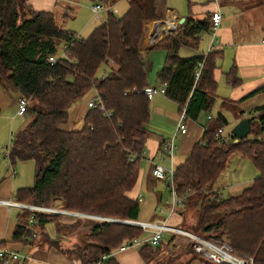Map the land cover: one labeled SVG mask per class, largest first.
I'll return each instance as SVG.
<instances>
[{"label": "trees", "instance_id": "trees-1", "mask_svg": "<svg viewBox=\"0 0 264 264\" xmlns=\"http://www.w3.org/2000/svg\"><path fill=\"white\" fill-rule=\"evenodd\" d=\"M92 1L111 5L118 0ZM125 1L127 8L121 17L109 12L103 23L82 38L58 26L55 13L34 11L28 0H0V88L6 93L16 91L30 101L24 114L28 120L16 132L8 156L32 159L36 166L34 184L18 189L17 201L58 204L63 210L137 221L140 202L129 192L137 183L139 153L149 133L145 125L150 99L143 88L147 84V55L154 49L166 50L157 80L165 86L168 98L180 108L185 106L186 118L195 121L210 110L215 99L217 58L210 50L205 56L181 57L178 53L181 46L198 44L201 33L210 30L209 17L186 18L172 35L150 45L145 40V26L164 18L166 0ZM59 44L64 47L62 57L57 56ZM50 56H56V62L51 63ZM200 63L203 67L196 80ZM102 65L110 71L99 78ZM91 91L111 114L106 116L91 107L80 129H65L71 106ZM250 118L249 135L234 142L231 134L232 141L227 144L215 138L218 128L227 125L223 115L209 120L212 124L176 167L175 186L185 206L195 210V225L189 231L224 240L236 254L264 264V104L256 107ZM234 152L252 160L259 175L239 195L221 198L214 184ZM29 214L22 211L18 216L12 234L15 242L30 244L36 237L34 227L49 222L61 232L57 219L61 214L37 212L33 226L28 225ZM140 235L141 229L135 225L102 221L89 230L87 245L70 255L74 253L81 264H95L102 255ZM176 239L175 235L169 239L167 245L172 250L162 264H188L196 259H173V251L177 258L189 250L195 253L192 241L184 245ZM145 248L142 256L147 263L156 264L157 259L145 254ZM102 264L118 263L108 257Z\"/></svg>", "mask_w": 264, "mask_h": 264}, {"label": "crops", "instance_id": "crops-1", "mask_svg": "<svg viewBox=\"0 0 264 264\" xmlns=\"http://www.w3.org/2000/svg\"><path fill=\"white\" fill-rule=\"evenodd\" d=\"M59 1L60 0H28V4L34 11H51L55 13L56 8L63 7ZM63 1L70 5V7H63V13L65 16H74L77 11L76 7L79 0ZM90 1L91 3L95 2L92 0ZM119 1L120 0L111 4V6H115ZM234 2V0H221L219 3L216 1V4H206V2L200 3L198 0H190L188 2V11L181 8L179 9V6L174 4L170 5L167 2L166 14L164 18L161 19V23L159 25L157 24L156 26H152L151 23L153 22H148L145 26V40L148 44L153 45L164 35V33L172 34L177 28H179L182 18H194L193 14L195 12L212 13L216 10L220 11L222 15L221 23L215 31V40L213 45H209L210 47L208 51L210 50L215 55V58H217V67L214 72V78L216 80L214 90L215 99L210 107V110L217 99H220L219 106L222 111L219 109L213 114H207V111H204L205 113L202 112L195 121L186 118L187 132L184 134L180 132L175 133L180 113V106L177 102L168 98L166 94L156 95L153 97L157 99L152 109L150 107L151 115H154L156 120L163 122L161 125L162 128H152V130L148 129V136L144 142L141 153H139V177L137 183L129 192L130 197L137 198L140 202V211L137 218V221L139 222H159L166 220L161 217V214L167 212L169 215L168 220L174 224L179 220L176 214H178L181 218L184 214V210L186 209L185 204L182 202L181 205H176L173 208V213H171V188L167 184L168 180L166 178L158 179L152 175V168L154 165L159 164L165 169L173 168L176 171V167H178L185 160V158L190 154L194 144L202 137L204 129L212 124L211 121L215 120L219 113L223 115L228 123L227 117L223 113V109L226 110V108L231 105L230 103H232V101H241V103L250 102V104L246 105V107L252 106L254 108L264 104L262 103L263 97L260 95V91H257L264 87V23L262 24V20H264V7L250 5V7L245 9L242 14L238 15V12L235 11L233 6H225L226 4ZM192 11L194 12L192 13ZM255 12L257 14L258 23L254 20L255 17L249 16ZM232 14L234 15L233 18ZM228 15H231V17L227 18ZM231 18L232 20H230ZM103 22L101 21L100 23ZM170 29L173 31L169 32ZM201 38L202 37L200 35L199 42L195 47H190L195 50H200L199 53L195 51L197 54L205 55L208 52H204V50L207 49V45L205 49H203L201 45L203 38L202 40ZM216 40L217 46L215 45ZM163 50L166 53V50ZM150 55L151 52L147 55L146 85H160L157 80V73L162 68L166 57L164 58V55H162V60H160V62L158 60V63L155 64V59L153 58L154 55ZM227 62L228 64H226ZM223 76L224 82L227 85L226 87L221 86ZM229 76H231V81ZM89 94L86 96L87 98L91 96ZM17 96L18 93L16 91L6 93L0 88V113L6 109L9 110L18 106ZM152 99H150V101ZM84 100L85 98L80 101H76V103L71 106L69 110V122L66 124L65 129H70L68 128L70 126L69 123L72 122L70 119L83 118L86 111H88L89 108ZM201 115L204 117V121L202 122H200ZM208 116L211 117V121L207 118ZM251 116L252 114H248V112L244 110L240 117L236 116L237 122L243 118ZM13 117L12 115L9 116V129H12V131L13 122L16 119ZM6 123L7 119L4 118V124L2 125L4 128L6 127ZM174 133L175 143L177 145V139L179 137V141L181 143L180 148L182 149L180 154L184 155L183 160L178 165L174 164V156L170 159L164 153L162 148L163 141L172 137ZM177 151H179V145H177L176 152ZM8 155L9 151L1 149L0 145V201H17L15 199L16 191L20 188L31 187L34 184L35 166L32 182V177L27 178L24 174V170L27 168V165L25 164L29 160H12ZM245 187L247 188L249 186ZM166 192L170 193V198L167 197ZM20 213H22L20 208L0 202V247L15 249L16 251L22 253L24 260L26 259L25 261L19 262L18 258L17 260H14L15 262L12 261L14 262L13 264H47V262L50 264L79 263L77 260H72L69 256L62 254L53 248L44 250L38 248H27V243H24L23 246L19 245L22 242H15L12 239V234L17 225ZM54 231L55 233L52 237L56 235L59 236V238L62 237L60 236V233L56 232L55 227ZM143 234H145V236L141 238L140 235L139 238L145 239L149 235V233H146L145 231ZM174 235L181 236L178 234H172L171 236ZM58 240L60 244V239ZM65 240L64 241L70 246L77 244L75 237L73 236L68 240ZM145 246L150 249L155 248L149 245H142L131 247L124 252L114 250L110 257L118 264H145V261L140 253V248L142 249Z\"/></svg>", "mask_w": 264, "mask_h": 264}, {"label": "rangeland", "instance_id": "rangeland-1", "mask_svg": "<svg viewBox=\"0 0 264 264\" xmlns=\"http://www.w3.org/2000/svg\"><path fill=\"white\" fill-rule=\"evenodd\" d=\"M189 1L190 0H166V5L168 2L170 5L174 4V5L179 6V9L181 8V9L188 11V2ZM198 1L200 3L206 2V4H210V3L216 4V1L219 3L221 0H198ZM234 1H235L234 3L226 4L225 6H230V5L233 6L235 8V11L238 12V15L242 14V12H244L245 9L250 7V5L264 7L263 0H234ZM59 3L63 7H70V5L63 0H60ZM92 4L93 3H91L90 0H79L77 7H76V9H77L76 14L72 17L65 16V14L63 13V7L62 8H56V11H55V15H56V19H57L56 23L61 28L66 29L70 32H73V33L81 36L82 38H86L95 26H97L101 21L103 22L106 20L109 12L113 13L115 15V17H121L127 8V2L125 0H120L115 6L113 5L112 7H109V9H110L109 12H108V10L105 9L104 11H102L98 15L99 18H97L91 10ZM114 8L117 9V12H114ZM193 12L194 11H192V13ZM207 16L209 17V19H211V13H209V12H207V13L206 12H202V13L197 12L196 13L195 12L193 14V17L195 19H199V20H202V19L206 18ZM249 16L255 17L254 20H256V22L258 23L256 12L249 15ZM229 17H231V15H228L227 18H229ZM233 17H234V15L232 14V18ZM232 18L230 20H232ZM160 21L161 20L151 21V22H153L151 24H152V26H154V25L156 26L157 24L159 25L161 23ZM263 23H264V20H262V24ZM214 32H215V30L210 27V31L203 32L201 34V37L203 38V42L201 43L203 49H205V47L207 45V49L204 50V52L208 51V49L210 47L209 45H213V42L215 40ZM145 35H146V32H145ZM169 35H172V34L164 33V35L161 38H163L164 36H169ZM161 38L159 40H161ZM202 38H201V40H202ZM199 45H200V43H199ZM215 45L217 46V40L215 42ZM195 51L198 53L200 52V50L192 49L190 46H181L178 53H179V56H181V57H188V56L194 55L196 53ZM62 55H63L62 44H59L57 47V56L62 57ZM151 55H154L153 58L155 59V64L158 63V60H159V62H160V60H162V55H164V58L166 57V53L163 49H154L151 51ZM164 61H165V59H164ZM226 64H228V62ZM163 65H164V63H163ZM109 71H110L109 66L102 65L100 67V69L98 70L97 76L99 78H102L104 75H107V73ZM221 86H225V87L227 86L224 82V76L222 77ZM260 95L263 97L262 103H264V91H261ZM19 96H21V95L18 94L17 97H19ZM156 99L157 98H153L149 102V111H150V107L152 109V107L156 103ZM27 101L30 105V101L29 100H27ZM84 101L87 102V97L85 98ZM219 102H220V99H217V101L215 102V104L213 105L211 110L207 111L206 113L207 114L216 113L220 109ZM230 104L231 105H229V107L226 108L227 111L223 109V113L226 115L227 120H228L227 125H224V127H223L225 133L230 132L231 129L239 122V121L237 122L236 116L240 117L243 114L244 110L246 112H248V114L249 113L252 114L254 112V109H255L252 106L246 107V105H249L250 102L241 103V101H232V103H230ZM17 109H18V106H15L9 110L6 109L2 113H0V145H1V149H5V151H7L6 148H8V150L11 149V146L13 144V138H14L13 135L15 136L16 132L20 128H22L28 120V117L26 118L25 115H23V116L18 115ZM220 110L222 111V109H220ZM86 113H87V111H86ZM86 113H85V115H86ZM10 115H12V117L14 116L13 118H16L13 122V131H12V129H9L10 128V121H9ZM85 115H84V117H85ZM4 118L7 119V123H6L5 128H4V126H2L4 124ZM83 118L70 119V121H72V122L69 123L70 126L68 128L80 129L83 126ZM202 121H204V117H202V115H201L200 116V122H202ZM162 124H163V122L156 120L155 116L151 115V111H150V118L145 125L146 128L149 130H152V128H155V129L160 128L161 129ZM177 145H179V151H177L174 155V164H176V165H178L184 158V155L180 154V152H182V149L180 148L181 143L179 141V137L177 139ZM29 161H31L33 163H31ZM29 161L26 162V164H25V165H27V168H25L24 174L27 178L32 177V182H33V171H34L35 162L32 159ZM129 161H130V158H129ZM35 168H36V166H35ZM258 175H259V171L256 168V166L254 165V163L252 162V160H250L249 158H247L244 155H241L238 152H234L229 156L226 167H225L224 171L222 172V174H220V176L217 178V180L214 184V187H215V190L220 194L221 198H229V197L237 196L238 194H240L243 191V188L244 189L246 188L245 186H250L253 183V180ZM166 195L168 198H170L169 192H166ZM24 203L31 204L29 202H24ZM49 207H54L56 209H62V208H60V206L58 204H54L53 206L49 205ZM67 211H71V210H67ZM71 212H73V211H71ZM75 212L85 214L86 216L61 214V216L57 218L58 221H60L61 225H62V230L60 232V236H62V237H60V238L57 235L52 237V235L55 233V231H54V224L51 222L47 223L46 226L41 227V228L34 227L33 230L36 234L35 235L36 237H34L33 241L27 245L28 246L27 248H38L41 250L51 249V248L57 250V248H59L58 250H61V252L63 254L69 256L70 258H72V260H74V259L77 260L79 262L78 264H81V260L78 259L74 253L72 255H70L71 252L79 250L80 249V248H78L79 246H81V248H82L85 245H87L89 239L86 238V235L89 233V230L91 229V227L93 225H95L96 223H101L102 221L116 222L114 220H117V218L109 217L106 215H99V214H95L92 212L91 213H89V212H77V211H75ZM50 214H52V213H50ZM91 215L92 216L93 215L94 216H101V217H105V218H111V220L95 219V218L90 217ZM176 215L178 216L179 220L177 223H174V224L168 220L169 215L167 212H164L163 214H161V217L166 219L169 224L180 227V228L185 229L187 231L191 230L190 228L193 225H195V210L191 209L190 207L186 206V209L184 210V214L181 216V218L178 214H176ZM118 220H126V219H118ZM137 222H139V221H137ZM123 224H126V223H123ZM128 225H135L137 227L140 226L137 224H128ZM139 228L141 229V227H139ZM143 233H144V231H143V229H141V238L145 236V234H143ZM171 235L172 234L168 233V232L163 233L160 244L157 246L158 248L150 249V248L146 247L144 249L145 254L148 253V254H150V256H153V258L157 259L158 262H156V264H162L163 261H165L167 259V257H169L168 253H170L172 249H171V246L169 247L167 245V243L169 242ZM72 236L75 237V241L77 244L70 246L65 242L66 241L65 239L68 240ZM176 237H177V239H176L177 243H182L184 245H186L188 242L191 241L188 237L183 236V235L176 236ZM46 238H48L50 240L47 241ZM58 239H60V244H59V242H57V243L54 242V241H59ZM22 243L19 245L24 246V242H22ZM51 243L53 245H51ZM141 250L142 249L140 248V253H141ZM189 251H191V252L187 255L185 254L186 252H182V254L178 258H177V252L173 251L171 254H172L173 259H177V261L178 260L184 261L187 258H191V257L195 256L196 259L190 261L188 264H205L204 261H202L201 258H198L192 250H189ZM141 255H142V253H141ZM144 258L145 257H143V259ZM180 259H182V260H180ZM25 260H24V257H22V253L19 252L18 261L22 262ZM144 261H145V264H150V263H147L146 258L144 259ZM14 262H12L11 264H13ZM47 264H50V263L47 262Z\"/></svg>", "mask_w": 264, "mask_h": 264}, {"label": "built area", "instance_id": "built-area-1", "mask_svg": "<svg viewBox=\"0 0 264 264\" xmlns=\"http://www.w3.org/2000/svg\"><path fill=\"white\" fill-rule=\"evenodd\" d=\"M109 7H112V6L102 3L100 1H95L92 4L91 10L93 14L97 18H99L98 15L105 9L108 10L109 12L110 10ZM114 12H117L116 8H114ZM221 18H222V15L220 11L216 10L211 13L210 27L213 28L215 31L221 23ZM62 50H63V55H64V47H62ZM48 59L51 63L56 62V56H50ZM202 67L203 65L200 63L198 69L195 72L196 80L201 75ZM143 93L144 95H146L147 99H152L156 95H165L166 89H165V86L158 85V84L146 85L143 88ZM89 95H92V96H89L87 98L86 105L88 108L97 107L102 114L106 116H109L111 114L109 111H106L101 99L98 97L95 91H92ZM17 105H18L17 114L20 116H23L28 107L27 99L24 98L23 96H19L17 98ZM207 118L209 120L211 119L210 116H208ZM177 132H180L182 134L187 132L185 106H181L180 108V113H179L175 133ZM175 133L172 137L164 140L162 143V148L164 150V153L170 159L173 158L176 152V149H177V145L175 143ZM215 138L219 139L222 143H226V144L232 141L231 133L230 132L225 133L223 127L218 128ZM6 149L8 150V148ZM135 157L136 155L134 157H130V161H133ZM152 175L158 179L166 178L168 180L167 184L171 188L170 189L171 190L170 204L172 206L171 213H173V208L176 205H181L182 203V199L178 195V192L175 186V170L173 168L165 169L161 165L156 164L152 168ZM0 202L10 205V206L18 207L22 211L30 212V214L28 215V225H32V226L36 222L35 213L37 212L86 216L85 214H82V213H76V212H71V211L62 210V209H56L54 207H49L45 205H36L32 203L28 204L24 202L11 201V200L0 201ZM93 216L91 215L90 217L95 218V219L111 220L109 218L105 219V217H101V216H94V217ZM137 225H140L139 227H141V229H143L146 233H149V235L145 239H141L137 237L133 239L132 241L122 243L115 249H112L109 255H102L95 264L104 263L105 260L108 257H110V255L114 252V250H117L119 252H124L131 247H137V246H142V245H147V244L150 246L156 247L160 244L162 235L165 232L188 237L193 242V248L195 250V253L199 257H201L202 259L210 263H214V264H255V260L251 256H240L236 254L233 251L232 247L224 240H221L219 238H213V237L206 238L200 234H196L194 232L187 231L180 227L171 225L166 220L159 221V222H153V221L139 222ZM18 258H19V252L16 251L15 249L0 247L1 264H11L12 261L17 260Z\"/></svg>", "mask_w": 264, "mask_h": 264}, {"label": "water", "instance_id": "water-1", "mask_svg": "<svg viewBox=\"0 0 264 264\" xmlns=\"http://www.w3.org/2000/svg\"><path fill=\"white\" fill-rule=\"evenodd\" d=\"M185 21V18H182L180 21V24H182ZM173 30L170 29L169 32H172ZM250 122L251 118H243L241 119L230 131V133L235 137L233 140L234 142H238L244 138H246L250 133ZM106 219V218H105ZM111 219V218H109ZM119 223H126V224H138L137 221H129V220H114ZM206 226L202 228V231H204Z\"/></svg>", "mask_w": 264, "mask_h": 264}, {"label": "bare ground", "instance_id": "bare-ground-1", "mask_svg": "<svg viewBox=\"0 0 264 264\" xmlns=\"http://www.w3.org/2000/svg\"><path fill=\"white\" fill-rule=\"evenodd\" d=\"M63 213V212H62ZM94 217V216H93ZM139 223V222H138Z\"/></svg>", "mask_w": 264, "mask_h": 264}]
</instances>
